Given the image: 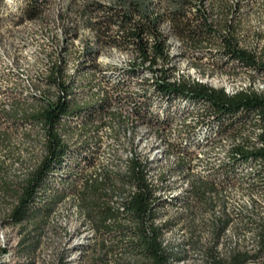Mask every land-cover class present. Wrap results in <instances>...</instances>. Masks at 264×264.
<instances>
[{"label": "rangeland", "instance_id": "374dc122", "mask_svg": "<svg viewBox=\"0 0 264 264\" xmlns=\"http://www.w3.org/2000/svg\"><path fill=\"white\" fill-rule=\"evenodd\" d=\"M0 1V264H88L92 256L79 252L91 244L93 233L67 192L36 229L33 223L15 226L8 217L9 187L40 159L42 135L6 112L15 102L31 104L57 94L49 78L56 65L64 70L63 81L73 85L74 105L95 113L87 125L85 114L68 120L70 152L63 169L52 174L49 193L61 190L68 176L80 182L103 170L124 172L137 155L149 162L148 176L165 201L161 212L172 228L164 232V243L179 258L173 264H214L236 251L257 252L258 227L264 224L263 177L256 168L230 166L229 149L238 139H218L209 131L202 103L186 95L163 96L155 85L166 70L170 82L198 79L217 90L260 91L262 76H250L225 58L214 40L198 49L182 43L165 22L159 31L167 40L168 60L139 61L115 21L99 10L110 0H46L41 19L33 21L21 16L25 0ZM187 4L205 8L211 20L226 17L239 46L264 61V0ZM195 179L213 184L212 201L194 200L189 184Z\"/></svg>", "mask_w": 264, "mask_h": 264}, {"label": "trees", "instance_id": "16d2710c", "mask_svg": "<svg viewBox=\"0 0 264 264\" xmlns=\"http://www.w3.org/2000/svg\"><path fill=\"white\" fill-rule=\"evenodd\" d=\"M150 3V0H110V5L99 8L110 15L108 21H115L123 41L134 46L139 61L147 60L154 65L157 60H168L167 40L159 31L160 24L167 22L169 32L182 43L198 49L204 42L214 40L225 58L240 64L250 76L264 78V61L239 46L235 26L226 17L219 22L211 20L205 8L191 12L192 6L186 5V0ZM45 4L46 0H25L20 7L21 16L28 21L41 19ZM186 13L195 17L187 18ZM222 28L225 32L220 33ZM86 49V54L92 53L89 46ZM159 74L155 85L158 93L186 95L193 102L202 103L206 128L218 139L225 135L238 139L229 149L230 166H248L251 171L256 168L258 176L264 179V91L245 90L228 95L196 80L170 82L166 70ZM63 77L64 70L56 65L49 78L57 94L34 99L31 104L15 102L6 112L12 119L21 118L35 125L42 135L40 159L9 187L13 200L9 221L15 226L33 223L36 229L67 192L74 196L84 224L93 233L91 244L79 249L80 254H92L88 264H108L110 260L112 264H173L179 258L164 243V232L172 228L171 220L161 212L165 201L157 195L156 185L148 176V161L132 155L124 172L103 170L96 177H82L80 182L68 176L62 180L61 190L49 193L52 174L63 169L70 152L65 140L70 127L68 120L85 114L87 125L95 113L94 108L74 105L73 85L64 82ZM189 187L197 203L212 201L213 184L195 179ZM257 239L255 254L236 251L214 264H264V255L260 258L264 224L258 227Z\"/></svg>", "mask_w": 264, "mask_h": 264}, {"label": "bare ground", "instance_id": "6f19581e", "mask_svg": "<svg viewBox=\"0 0 264 264\" xmlns=\"http://www.w3.org/2000/svg\"><path fill=\"white\" fill-rule=\"evenodd\" d=\"M4 1H6L7 3L9 2V3H11L12 2V0H4ZM5 2V3H6ZM149 2V1H148ZM150 2L151 3H154V4H157L158 3V0H150ZM150 3V4H151ZM105 5H110V3H106ZM204 5V4H203ZM19 7H21V5L19 6ZM196 7H194V6H192L191 8H190V10H191V12H195L196 11ZM190 12V13H191ZM207 13V12H206ZM193 15V14H192ZM212 17V16H211ZM167 23V22H166ZM167 25V29H168V31L170 30L169 29V26H168V24H166ZM201 80V79H200ZM196 81H198V82H200L198 79L196 80ZM232 88V87H231ZM240 89V88H239ZM262 89V90H261ZM222 90L226 93V94H228V95H233V94H236L237 92H240V91H245V90H251V89H240V90H230V89H228L227 87H224V88H222ZM252 91V90H251ZM260 91H264V84H262V86H261V88H260ZM222 141H225V140H223L222 139ZM237 142H238V140H236Z\"/></svg>", "mask_w": 264, "mask_h": 264}]
</instances>
